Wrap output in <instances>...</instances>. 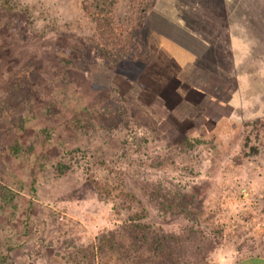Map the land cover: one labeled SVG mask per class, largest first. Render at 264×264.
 <instances>
[{
  "label": "rangeland",
  "instance_id": "rangeland-1",
  "mask_svg": "<svg viewBox=\"0 0 264 264\" xmlns=\"http://www.w3.org/2000/svg\"><path fill=\"white\" fill-rule=\"evenodd\" d=\"M95 3L0 0V264H76L112 233L138 256L128 231L139 217L151 237H191L167 264L264 253V60L235 80L232 104L219 102L212 134L194 120L206 107L189 79L194 66L247 73L242 50L264 35V0H120L107 30ZM179 96L196 98L186 119ZM146 254L132 264L158 263Z\"/></svg>",
  "mask_w": 264,
  "mask_h": 264
},
{
  "label": "trees",
  "instance_id": "trees-1",
  "mask_svg": "<svg viewBox=\"0 0 264 264\" xmlns=\"http://www.w3.org/2000/svg\"><path fill=\"white\" fill-rule=\"evenodd\" d=\"M95 1L96 3L93 4L97 8L95 19L98 22L100 29L104 27V25H106L107 26L106 30H107L111 28L113 24V20L107 19L106 24H102L104 14L108 15L107 12L111 8L116 9L120 0H95ZM109 1L111 2V4H109L110 3ZM84 8L90 9V6L84 3ZM142 23H143V20H140L138 22V26L136 27L135 31L132 34V40H133L132 43L129 45L126 52L123 53L120 51V53H118V55L116 56L117 58H125L132 52V49H134L139 33L141 31ZM189 143L192 146H194L198 144H205L207 143V140L199 137V138H196L193 142L189 140ZM67 169H69L67 166H65L64 168H61L62 172L64 171L66 172ZM144 215H147V213L145 212ZM138 221H143L142 217L134 218L131 224V226L134 229L132 228V229H129L128 231L130 235H132V237L139 243L138 246L135 247L137 250V253H139L138 256L137 255L135 256L134 252L132 251V248L131 249L129 248L128 250L123 252L122 250L125 248L124 244L116 241L117 233H112L111 235L105 234L103 238L100 239V243H94L93 245L90 246L89 249L82 250L81 253L83 256H81L82 258L79 261H77L76 264H95L94 261L97 255L96 252L98 251L104 252L107 248L111 249L113 252L120 255V257H122L121 259L124 264H129V263L132 264V260L135 257L139 258V260L141 261L140 263L149 261V259H152V258L148 259L147 254H146L147 251L152 253L155 256L154 258H158L157 264H167V261H170L173 259V255L176 250V248L174 247L178 246V244L185 242L187 238L188 239L191 238V237L190 238L185 237L183 235H177L175 237H172L170 235L161 234V233H158L157 235H152L151 237L147 230L148 226H146L143 223H139ZM138 229H139V235H138V232L136 231ZM109 236H110V239H108ZM203 238L204 240L208 239V237L206 236H203ZM136 264H138V262H136Z\"/></svg>",
  "mask_w": 264,
  "mask_h": 264
},
{
  "label": "crops",
  "instance_id": "crops-1",
  "mask_svg": "<svg viewBox=\"0 0 264 264\" xmlns=\"http://www.w3.org/2000/svg\"><path fill=\"white\" fill-rule=\"evenodd\" d=\"M232 31L236 36L242 35L238 32V29L236 27L232 28ZM259 40L260 41H257L254 44L253 42L248 43V45L245 46V50H242L245 54V57L242 59V64L245 66V70L249 61L264 60V35ZM233 52L240 53V50H238L236 46V49H234ZM259 55L260 57L258 58ZM245 72L247 73H244L241 70L237 69V71L233 75L234 77L232 76L230 79H224L209 72H204L200 68L194 66V68L192 69V73H189V79L191 81H193L195 84L196 82H199V84L197 85L200 87V91L198 92L200 97L197 98V100L200 104H204L206 107V111L203 114L194 115V120L201 121L200 124L201 126L205 127L206 133L212 134L218 132V130H216L213 125L219 124L221 122V120L218 119L220 113L222 112V110H225L227 108L221 106L219 102L221 100H225L227 101V104L233 103L234 96L232 94V90L234 88L235 80H238V78H242L243 82L247 83L249 82L248 78L251 74H254L255 76L258 75L247 70ZM194 91H196V85L194 87ZM210 94H215L217 96L215 98H217L218 101L212 100ZM190 100H193L191 96H188L187 98L179 96L176 101L177 103L173 102L174 104H177V112L175 113L182 117V119H186L190 114H192L191 109L193 110V112H195L194 107H192L189 103ZM193 101L196 102V98ZM248 249V246L241 247L239 252L242 253L247 251ZM230 264H264V253H251L241 255L240 257H233Z\"/></svg>",
  "mask_w": 264,
  "mask_h": 264
}]
</instances>
